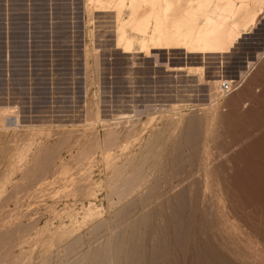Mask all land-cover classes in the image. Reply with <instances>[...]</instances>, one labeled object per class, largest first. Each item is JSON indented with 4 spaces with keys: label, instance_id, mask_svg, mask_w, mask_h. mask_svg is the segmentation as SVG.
<instances>
[{
    "label": "rangeland",
    "instance_id": "rangeland-1",
    "mask_svg": "<svg viewBox=\"0 0 264 264\" xmlns=\"http://www.w3.org/2000/svg\"><path fill=\"white\" fill-rule=\"evenodd\" d=\"M88 1L0 0V264H264V56L232 65L264 0H214L228 53L149 58Z\"/></svg>",
    "mask_w": 264,
    "mask_h": 264
},
{
    "label": "bare ground",
    "instance_id": "bare-ground-1",
    "mask_svg": "<svg viewBox=\"0 0 264 264\" xmlns=\"http://www.w3.org/2000/svg\"><path fill=\"white\" fill-rule=\"evenodd\" d=\"M128 3L131 5V7L129 8L132 10V20H130L129 25L127 26L132 25L133 27H135L137 30L136 34L139 37L135 38L130 36L129 38H127V26L121 28L119 26V16H116L117 25L115 26V35L117 48H119V46L121 45L120 41L122 40L124 43L125 40V43L127 45L124 51L125 53H130L135 39L141 40L142 44L139 54H144L146 58L152 57V50H182L184 51V55L186 56L203 55L209 53H228L235 46V44L239 42V40L242 38V35L244 34V32L243 34H241L242 32L239 33L237 27L235 26L233 29H231L229 34V36H232V39L230 38V40L227 41L226 36L228 35L226 34V31H228L227 28L229 27L222 23V19L225 16L230 17L232 15H235L237 10L235 9V6L233 4L228 3L224 7L217 6L216 8L221 13L218 14V17L220 18L215 21L212 17L213 11L211 9L214 0H129ZM125 4V1L120 2L119 8L125 6ZM103 12H111V9L105 6ZM213 14H215V12ZM244 21L246 20L244 19ZM163 23L165 24L163 25ZM254 28L256 29V27ZM254 28L252 30H255ZM263 53L264 50L262 51V53L259 52L255 59L249 60L247 62V66L243 68L244 71L241 70V78L244 75L247 76L246 74L249 73H247V70L251 69L255 64L254 60L259 61V58L261 56H264L262 55ZM155 63L159 64L157 58L155 60ZM164 66L169 71L184 72L193 70V68L188 64H185L182 67H174L168 66V64L166 63V65L164 64ZM4 116L5 115H3L0 119L2 122H4L8 117ZM128 134L126 136H128ZM122 137V133L108 131V134L105 137V141H102L104 142L103 146L106 152H110V148L112 146H115L122 142ZM126 181L128 182V179ZM128 184L126 183L125 185ZM131 184L133 185V183Z\"/></svg>",
    "mask_w": 264,
    "mask_h": 264
},
{
    "label": "water",
    "instance_id": "water-1",
    "mask_svg": "<svg viewBox=\"0 0 264 264\" xmlns=\"http://www.w3.org/2000/svg\"><path fill=\"white\" fill-rule=\"evenodd\" d=\"M264 50V21L256 32L245 38L238 47L237 54L233 55L232 65L235 69H243L249 60L255 59L259 52Z\"/></svg>",
    "mask_w": 264,
    "mask_h": 264
},
{
    "label": "built area",
    "instance_id": "built-area-1",
    "mask_svg": "<svg viewBox=\"0 0 264 264\" xmlns=\"http://www.w3.org/2000/svg\"><path fill=\"white\" fill-rule=\"evenodd\" d=\"M232 87H233V85L231 83L227 82V81H225V82H223L221 84V89L225 93L231 92L232 91Z\"/></svg>",
    "mask_w": 264,
    "mask_h": 264
},
{
    "label": "crops",
    "instance_id": "crops-1",
    "mask_svg": "<svg viewBox=\"0 0 264 264\" xmlns=\"http://www.w3.org/2000/svg\"><path fill=\"white\" fill-rule=\"evenodd\" d=\"M31 1H34V2H38L39 1V2H41V4H40L41 6L45 4L44 0H31Z\"/></svg>",
    "mask_w": 264,
    "mask_h": 264
}]
</instances>
